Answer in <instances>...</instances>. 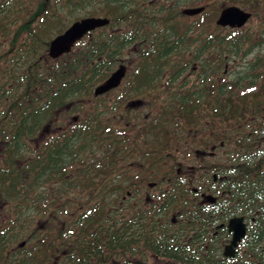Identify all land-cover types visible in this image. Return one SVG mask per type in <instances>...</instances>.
<instances>
[{"label":"trees","instance_id":"trees-1","mask_svg":"<svg viewBox=\"0 0 264 264\" xmlns=\"http://www.w3.org/2000/svg\"><path fill=\"white\" fill-rule=\"evenodd\" d=\"M219 2L250 11L249 25H217ZM184 6L204 9L185 16ZM88 16L108 23L50 58V41ZM235 59L243 71L215 85L225 64ZM119 63L127 64L121 84L94 96V87ZM243 89L246 94L235 97ZM129 92L151 93V102L159 104L155 122L141 113L130 121L150 126V133L136 128L145 142L136 143L140 155L126 160L141 162L143 170H191L201 163L182 162L188 150L180 137L212 121L216 141L233 149L213 171L234 175L226 187L236 188L232 195L240 199L246 134L254 133L257 141L255 132H264V0H0V264L19 239L26 246L18 251L30 253L23 264L47 260L53 250L80 251V240H72L80 237V224L62 225L68 211L56 210L60 222L54 226L36 225L35 219L47 220L43 205L75 204L79 192L97 186L92 173L116 171L128 144L111 125L117 116L115 93ZM127 110L123 115L129 118ZM67 114L75 116L67 120ZM59 121L56 131L44 133ZM35 140L43 142L35 147ZM257 164L247 184L264 188V160L248 162L246 170ZM104 186L111 185L103 181ZM4 212L10 214L7 221Z\"/></svg>","mask_w":264,"mask_h":264},{"label":"flooded vegetation","instance_id":"flooded-vegetation-1","mask_svg":"<svg viewBox=\"0 0 264 264\" xmlns=\"http://www.w3.org/2000/svg\"><path fill=\"white\" fill-rule=\"evenodd\" d=\"M251 57L252 53L248 55ZM240 62L235 59L225 64L222 78L215 85L221 86L243 71ZM245 90L235 93V97L246 94L242 93ZM125 96L127 100L121 102ZM149 96L152 94L115 93L117 116L111 125L116 136L126 138L128 144L126 153L117 160L116 171L92 173L99 179L97 186L79 192L80 199L75 204L43 205L48 209L47 220L40 215L35 219L36 225L48 222L54 226L60 222L56 210L68 211L63 213L62 225L80 224V237L72 238L80 240V251L53 250L47 260L41 262L36 258L32 264H264V188L247 184L259 164L253 171L246 170L248 162L264 160V132H255L260 135L257 141L253 140L254 133L246 134L250 140L241 148L244 167L240 199L232 195L238 191L236 188L226 187L234 175L213 171L217 162L230 158L233 149L224 148L223 142L216 141L212 121L200 123L198 129L191 131L193 133L180 137L188 150L182 162L194 160L201 164L185 171L180 168L176 171L143 170L141 162L126 159L141 153L136 143L140 145L144 136L138 130L150 133V126L130 122L134 121L136 113H141L146 121L155 122L154 105L159 102H151ZM201 96L214 98L207 94ZM149 104L152 109L146 112ZM127 108L129 118L123 115ZM60 126L55 125L52 132ZM250 127L257 128L256 125ZM193 137L196 140L191 147ZM42 142L33 143L38 147ZM260 173L264 174V164ZM103 181L111 186L102 187ZM9 216L4 212L3 220L7 221ZM231 219H238V224L244 227L243 236L235 244H232L233 231L229 227ZM24 246L26 241L21 239L9 245L1 264H23L22 258L30 256L18 251ZM69 248L74 247L69 245Z\"/></svg>","mask_w":264,"mask_h":264},{"label":"water","instance_id":"water-1","mask_svg":"<svg viewBox=\"0 0 264 264\" xmlns=\"http://www.w3.org/2000/svg\"><path fill=\"white\" fill-rule=\"evenodd\" d=\"M204 7H187L182 9L184 15H196L200 13ZM251 17V13L236 5H228L223 7L216 19V24L221 27L240 28ZM108 23V19L102 17H86L73 22L62 33L54 37L49 44L48 55L55 59L69 52L72 46L80 40L86 33ZM126 66L118 65L110 75L101 83L94 87L95 96L103 94L117 87L122 78L125 76ZM238 219H231L229 223L230 229L233 231L232 244H235L244 234V227L238 224ZM23 244V243H21Z\"/></svg>","mask_w":264,"mask_h":264},{"label":"rangeland","instance_id":"rangeland-1","mask_svg":"<svg viewBox=\"0 0 264 264\" xmlns=\"http://www.w3.org/2000/svg\"><path fill=\"white\" fill-rule=\"evenodd\" d=\"M219 4H220V8H223V7H225V6H228V4H226V3H224V2H219ZM184 7H190V6H184ZM181 8H183V7H181ZM180 8V9H181ZM181 11V10H180ZM254 20H256V18H253ZM258 24V22H252V26H256ZM249 25V22H247V24H246V26H248ZM243 90H245V89H243ZM242 93H244V92H242ZM147 110H146V112H149L151 109H152V107H151V104H149L147 107ZM72 116H75L74 114L73 115H71V116H69V114H67L66 115V119L68 120L70 117H72ZM58 119H60V116H57L56 118H55V120H58ZM67 120H65L64 122L66 123L67 122ZM60 124V122H57V126ZM54 130V128L53 127H49V128H47L45 131H44V133L45 134H48V133H50V132H52Z\"/></svg>","mask_w":264,"mask_h":264},{"label":"bare ground","instance_id":"bare-ground-1","mask_svg":"<svg viewBox=\"0 0 264 264\" xmlns=\"http://www.w3.org/2000/svg\"><path fill=\"white\" fill-rule=\"evenodd\" d=\"M76 99V98H75ZM78 104V103H77ZM74 106V105H73ZM45 204V203H44ZM47 205V204H46ZM43 211V210H42ZM46 211V210H45Z\"/></svg>","mask_w":264,"mask_h":264}]
</instances>
